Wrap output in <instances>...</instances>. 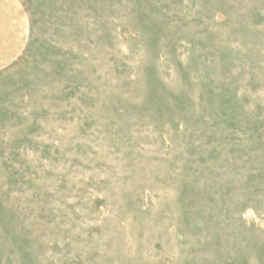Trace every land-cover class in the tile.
Wrapping results in <instances>:
<instances>
[{"label": "rangeland", "instance_id": "rangeland-1", "mask_svg": "<svg viewBox=\"0 0 264 264\" xmlns=\"http://www.w3.org/2000/svg\"><path fill=\"white\" fill-rule=\"evenodd\" d=\"M20 1L0 264H264V0Z\"/></svg>", "mask_w": 264, "mask_h": 264}, {"label": "crops", "instance_id": "crops-1", "mask_svg": "<svg viewBox=\"0 0 264 264\" xmlns=\"http://www.w3.org/2000/svg\"><path fill=\"white\" fill-rule=\"evenodd\" d=\"M29 26L20 0H0V71L21 56Z\"/></svg>", "mask_w": 264, "mask_h": 264}]
</instances>
